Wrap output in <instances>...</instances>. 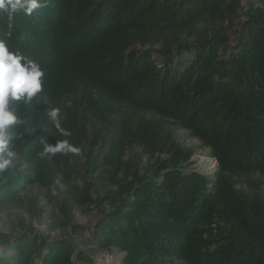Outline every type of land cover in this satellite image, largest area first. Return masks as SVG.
<instances>
[{
  "label": "trees",
  "instance_id": "1",
  "mask_svg": "<svg viewBox=\"0 0 264 264\" xmlns=\"http://www.w3.org/2000/svg\"><path fill=\"white\" fill-rule=\"evenodd\" d=\"M41 2L11 22L0 10V39L44 72L30 104L13 101L26 123L0 208L25 217L0 232V264H92L112 248L126 264H264V0ZM179 131L213 172L192 169ZM64 140L82 154L45 153ZM92 210L91 231L74 223ZM42 217L57 239L33 227Z\"/></svg>",
  "mask_w": 264,
  "mask_h": 264
},
{
  "label": "clouds",
  "instance_id": "2",
  "mask_svg": "<svg viewBox=\"0 0 264 264\" xmlns=\"http://www.w3.org/2000/svg\"><path fill=\"white\" fill-rule=\"evenodd\" d=\"M43 6L41 0H0V10L6 12L9 22L18 13L31 15L34 10ZM43 76L44 72L38 63L13 53L9 50L7 42L0 39V153H7L6 157L0 155V173L9 167L14 156L10 150L15 139L12 128L26 123L16 115L13 101L23 100L25 104H30L42 91ZM47 117L62 135H71L61 127L59 108H52L47 112ZM44 151L52 154H82L79 147L67 140L54 145L46 143ZM214 163L216 168V162Z\"/></svg>",
  "mask_w": 264,
  "mask_h": 264
},
{
  "label": "rangeland",
  "instance_id": "3",
  "mask_svg": "<svg viewBox=\"0 0 264 264\" xmlns=\"http://www.w3.org/2000/svg\"><path fill=\"white\" fill-rule=\"evenodd\" d=\"M246 0H242V5L245 6ZM247 6V5H246ZM176 140L183 147L190 148L193 150L194 155L192 157V169L201 173H211L215 170V163L210 158V156L205 152L204 149L198 146V143L190 139L186 132L179 131L176 134ZM138 152V151H137ZM145 159L142 161L144 162ZM42 198V204L45 208L47 201ZM25 217L20 206L9 207V208H0V232H11L10 228L13 225H16L17 221L21 218ZM99 214L92 210L86 215H80L76 213L74 215V223L86 229L87 231H91L99 219ZM49 221L45 219V217L41 218L40 221H34L33 227L38 232H50L49 235L52 239H57L59 236V230L49 231L48 228ZM126 254L119 252L117 249L112 248L109 251H102L94 257L92 264H126Z\"/></svg>",
  "mask_w": 264,
  "mask_h": 264
}]
</instances>
